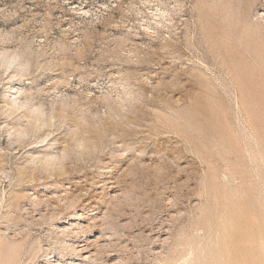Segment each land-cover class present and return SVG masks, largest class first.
<instances>
[{
    "label": "rangeland",
    "instance_id": "1",
    "mask_svg": "<svg viewBox=\"0 0 264 264\" xmlns=\"http://www.w3.org/2000/svg\"><path fill=\"white\" fill-rule=\"evenodd\" d=\"M66 1L0 0V264H264V0Z\"/></svg>",
    "mask_w": 264,
    "mask_h": 264
},
{
    "label": "bare ground",
    "instance_id": "2",
    "mask_svg": "<svg viewBox=\"0 0 264 264\" xmlns=\"http://www.w3.org/2000/svg\"><path fill=\"white\" fill-rule=\"evenodd\" d=\"M173 1L176 3L168 4L169 2L167 0H139V5H137L136 3L135 4L132 3L133 5L130 6L128 11L136 7L137 10H139V14H141L140 15L141 18L136 19L135 21L133 20L127 21L125 19L120 18L121 20H119V22L118 21L116 22L118 24L117 26L126 28V30L129 31L131 34H133L132 36L136 38H141L145 36V37H149L152 40H156L163 36L161 39L163 41L165 40V45H168L169 47V45L171 44V43L169 44V40H172L171 34L174 32V31L172 32V30H174L173 28H175V30L178 29L177 23L173 19L174 17H172V12H170L169 10L175 9L174 12L177 11L178 9L177 6H180L179 2H181L179 0H173ZM123 2L124 0H83V1L68 0L66 1L65 4H69L70 10L78 13L79 17L91 19L95 16L99 18L101 15H104L108 11H111L112 8L118 7L120 3H123ZM249 4H253L252 1H249ZM257 14L264 22V11H258ZM256 27L261 29L259 25ZM162 31H165V34ZM141 34H144V35L141 36ZM165 50H166V47H165ZM32 197L35 198L34 195ZM40 199L38 201L42 200L43 202V199L41 200ZM79 215L81 217L78 216V219L86 218L85 214L83 215L81 212ZM96 218L98 219L99 217L95 215L93 216L92 220H95ZM88 226H89L88 224H83L82 220H77L75 222L68 220L62 229L63 233H66V235L68 234L69 236H74L76 238V240H74L72 243L70 242V244L68 243V241L65 243L66 245L72 246L76 254L82 250L87 249L89 246V243H90L89 237L88 235L85 234V230L86 228H88ZM82 242L84 244H80ZM48 263L49 264H61L58 259L54 263H51V261ZM69 263L73 264V260L69 261Z\"/></svg>",
    "mask_w": 264,
    "mask_h": 264
}]
</instances>
